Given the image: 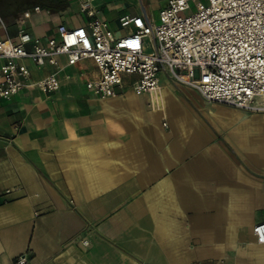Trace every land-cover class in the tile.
<instances>
[{
  "label": "crops",
  "instance_id": "crops-1",
  "mask_svg": "<svg viewBox=\"0 0 264 264\" xmlns=\"http://www.w3.org/2000/svg\"><path fill=\"white\" fill-rule=\"evenodd\" d=\"M82 1L0 0V39L82 25ZM166 3L91 5L120 35L114 20L152 19ZM77 72L50 94L0 99V264H264L252 234L264 221V112L207 101L166 75L157 91L136 93L130 76L99 98L84 86L93 61L62 73Z\"/></svg>",
  "mask_w": 264,
  "mask_h": 264
},
{
  "label": "built area",
  "instance_id": "built-area-1",
  "mask_svg": "<svg viewBox=\"0 0 264 264\" xmlns=\"http://www.w3.org/2000/svg\"><path fill=\"white\" fill-rule=\"evenodd\" d=\"M93 1L80 5L87 16L82 25L60 23L45 39L23 28L14 40L0 39V99L31 88L45 94L57 91L61 74L67 80L86 74H63L66 68L90 59L96 74L84 86L99 98L117 96L130 76L135 77L130 85L136 93L157 91L166 75L207 101L264 112V0H167L158 11V23L140 15L121 17L120 35L95 15ZM23 15L29 17V11ZM49 66L52 71L32 78L33 68ZM252 234L264 244V221L253 225ZM25 262V257L16 261Z\"/></svg>",
  "mask_w": 264,
  "mask_h": 264
},
{
  "label": "rangeland",
  "instance_id": "rangeland-1",
  "mask_svg": "<svg viewBox=\"0 0 264 264\" xmlns=\"http://www.w3.org/2000/svg\"><path fill=\"white\" fill-rule=\"evenodd\" d=\"M197 2H205V0H196ZM190 6H191V10H195V6H194V2L193 1H190ZM155 8V7H154ZM106 16L113 20L114 19V12L109 9V11L106 12ZM154 21V23H158V10H155L153 9L152 11V15H150ZM114 26L118 29L119 25H118V21L117 20H114Z\"/></svg>",
  "mask_w": 264,
  "mask_h": 264
}]
</instances>
